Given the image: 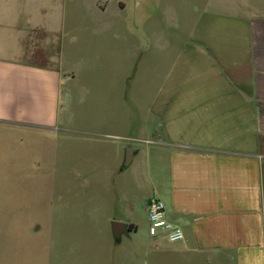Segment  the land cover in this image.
<instances>
[{
    "label": "crops",
    "instance_id": "1",
    "mask_svg": "<svg viewBox=\"0 0 264 264\" xmlns=\"http://www.w3.org/2000/svg\"><path fill=\"white\" fill-rule=\"evenodd\" d=\"M262 2L239 11L204 1L188 32L167 33L148 126L125 130L124 90L103 95V128L76 134L102 143L104 161L78 171L80 190L55 197L39 228L27 229L38 264H264ZM77 8V0H0L1 131L61 125L62 87L74 79L64 75L74 72L63 67L62 37L78 24ZM104 20L100 36L119 39L118 17ZM153 198L183 228L181 241L150 238Z\"/></svg>",
    "mask_w": 264,
    "mask_h": 264
},
{
    "label": "rangeland",
    "instance_id": "2",
    "mask_svg": "<svg viewBox=\"0 0 264 264\" xmlns=\"http://www.w3.org/2000/svg\"><path fill=\"white\" fill-rule=\"evenodd\" d=\"M118 1L77 0L78 24L68 27L62 37L63 67L74 72L64 75H74V79L62 87L61 125L30 131L0 130V262L6 257L11 260L12 252L14 264H21V259L28 256L29 264H38L36 244L26 242L27 229L39 228L44 212L53 210L55 197L62 194L68 198L71 187L80 190L74 184H84L76 180L78 171L104 161L98 147L102 148V143L76 134L103 128V95L121 96L125 92L126 104L120 103L124 107L120 108V116L125 130H137L146 121L144 127L148 126L153 92L150 84L158 83L156 79L164 73L169 60L165 53L167 33L188 32L204 1L207 5H232L239 11L253 10L249 4L263 3V0H120L126 3L124 8ZM110 17L120 20L116 27L119 39L99 34L106 26L103 19ZM115 112L117 109L111 115ZM114 178L109 197L117 201L119 176Z\"/></svg>",
    "mask_w": 264,
    "mask_h": 264
},
{
    "label": "built area",
    "instance_id": "3",
    "mask_svg": "<svg viewBox=\"0 0 264 264\" xmlns=\"http://www.w3.org/2000/svg\"><path fill=\"white\" fill-rule=\"evenodd\" d=\"M147 218L150 238H165L171 243H177L183 239V228L168 221L166 207L161 199L153 198L149 201L147 205Z\"/></svg>",
    "mask_w": 264,
    "mask_h": 264
}]
</instances>
